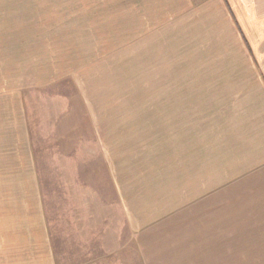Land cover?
Returning a JSON list of instances; mask_svg holds the SVG:
<instances>
[{"label":"rangeland","instance_id":"obj_1","mask_svg":"<svg viewBox=\"0 0 264 264\" xmlns=\"http://www.w3.org/2000/svg\"><path fill=\"white\" fill-rule=\"evenodd\" d=\"M172 7L0 0V96L26 108L35 167L0 179L15 231L0 263L264 264L260 184L225 178L223 145L215 170L212 109L256 84L264 53L183 35Z\"/></svg>","mask_w":264,"mask_h":264},{"label":"crops","instance_id":"obj_2","mask_svg":"<svg viewBox=\"0 0 264 264\" xmlns=\"http://www.w3.org/2000/svg\"><path fill=\"white\" fill-rule=\"evenodd\" d=\"M167 1L177 9L172 18L179 19L181 34L218 35L223 29L227 34L241 37L249 53L250 50L264 53V0ZM253 61L251 64L258 73L253 75L256 84L238 85V89L244 90L230 91L227 98L217 99L220 107L218 101L212 107L213 144L216 148L213 163L218 171L217 163L222 164L219 147L223 145V171L228 175L225 178H235L232 177L235 171L238 178L247 175L252 185L254 183L253 188H256L255 184H260L261 210L264 213V70L258 69V66L264 67V60L259 65L254 58ZM24 109L14 93L0 96V179L35 177V167L29 165L33 164L32 142L29 143L24 129ZM188 116L184 118V131L189 132L191 125L198 130L202 121L207 123L205 118L190 119ZM14 162L19 163L17 171L11 170ZM10 209L12 207L0 205V211L4 212L0 213V254L9 251L8 240L15 236L14 226L8 218L10 212L7 211ZM172 233L176 235L178 231L174 229ZM23 234L29 241L26 228ZM37 240L39 238L35 236L34 241ZM9 249L12 250L11 247Z\"/></svg>","mask_w":264,"mask_h":264}]
</instances>
